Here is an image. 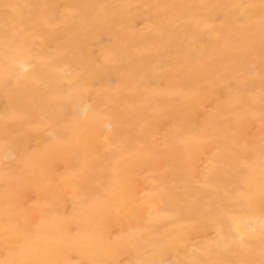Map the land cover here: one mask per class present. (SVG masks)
I'll return each instance as SVG.
<instances>
[{
	"label": "bare ground",
	"instance_id": "1",
	"mask_svg": "<svg viewBox=\"0 0 264 264\" xmlns=\"http://www.w3.org/2000/svg\"><path fill=\"white\" fill-rule=\"evenodd\" d=\"M52 260L264 264V0H0V264Z\"/></svg>",
	"mask_w": 264,
	"mask_h": 264
},
{
	"label": "snow or ice",
	"instance_id": "2",
	"mask_svg": "<svg viewBox=\"0 0 264 264\" xmlns=\"http://www.w3.org/2000/svg\"><path fill=\"white\" fill-rule=\"evenodd\" d=\"M5 9H8L9 7H12L11 5H4ZM45 264H56V262L54 260L52 261H48V262H45Z\"/></svg>",
	"mask_w": 264,
	"mask_h": 264
}]
</instances>
